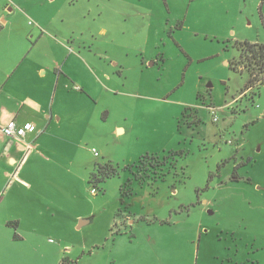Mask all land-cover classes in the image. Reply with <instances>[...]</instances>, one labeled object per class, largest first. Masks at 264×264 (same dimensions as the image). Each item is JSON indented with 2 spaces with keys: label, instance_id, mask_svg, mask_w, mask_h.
<instances>
[{
  "label": "rangeland",
  "instance_id": "rangeland-1",
  "mask_svg": "<svg viewBox=\"0 0 264 264\" xmlns=\"http://www.w3.org/2000/svg\"><path fill=\"white\" fill-rule=\"evenodd\" d=\"M69 1L65 33L108 56L117 94L95 104L111 112L77 140L82 168L56 194L90 221L0 234V264H264V83L248 89L259 68L237 46L264 43V0ZM106 163L118 173L94 187Z\"/></svg>",
  "mask_w": 264,
  "mask_h": 264
},
{
  "label": "crops",
  "instance_id": "crops-1",
  "mask_svg": "<svg viewBox=\"0 0 264 264\" xmlns=\"http://www.w3.org/2000/svg\"><path fill=\"white\" fill-rule=\"evenodd\" d=\"M61 1L51 14L28 9L27 3L43 7L40 0H0V234L12 242L36 241L51 229L68 232L73 220L90 221L68 195L60 204L56 194H68L64 179L68 183L82 168L77 140L100 113L107 119L111 112L108 103L95 104L117 95L104 64L108 56L71 44L64 23L72 17L62 6L73 4ZM10 120L33 123L36 131L11 139L2 131ZM115 130L125 132L119 125ZM57 214H66L65 224Z\"/></svg>",
  "mask_w": 264,
  "mask_h": 264
},
{
  "label": "trees",
  "instance_id": "trees-1",
  "mask_svg": "<svg viewBox=\"0 0 264 264\" xmlns=\"http://www.w3.org/2000/svg\"><path fill=\"white\" fill-rule=\"evenodd\" d=\"M238 49L240 50V56L245 57L249 56V60H251V65L254 63L259 68L260 77L257 78L256 74L253 73L252 70L249 69L250 73V81L249 88H252L256 83H264V43H238ZM253 64V65H254ZM234 69H237L236 63L231 64ZM254 70V69H253ZM262 75V76H261ZM174 155L176 153H173ZM149 154L143 155L138 159L139 163H145L148 160ZM118 173V170L111 164H99L98 170L95 173H92L90 176V183L93 184L94 187H97L98 183H101L106 178L114 176Z\"/></svg>",
  "mask_w": 264,
  "mask_h": 264
},
{
  "label": "built area",
  "instance_id": "built-area-1",
  "mask_svg": "<svg viewBox=\"0 0 264 264\" xmlns=\"http://www.w3.org/2000/svg\"><path fill=\"white\" fill-rule=\"evenodd\" d=\"M212 109H213L212 112L215 115L216 114L215 108ZM214 120L216 121L217 117H214ZM2 131L5 136L14 140L21 141L23 140V138L26 136L27 133H32L36 131V126L33 123L19 125L15 120H10L3 126ZM93 152L95 153V155H98V151L95 148H93ZM93 190L94 192L95 191L97 192L96 188H93Z\"/></svg>",
  "mask_w": 264,
  "mask_h": 264
}]
</instances>
